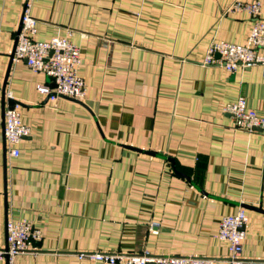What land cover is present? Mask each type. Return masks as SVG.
Returning <instances> with one entry per match:
<instances>
[{
    "label": "crops",
    "instance_id": "1",
    "mask_svg": "<svg viewBox=\"0 0 264 264\" xmlns=\"http://www.w3.org/2000/svg\"><path fill=\"white\" fill-rule=\"evenodd\" d=\"M236 1L261 3L264 20V0H0V249L9 222L42 235L0 264L143 251L228 264L220 223L240 209L242 258L264 263V131L225 112L244 99L264 117L263 71L204 64L216 43L249 45L255 19L229 12ZM26 7L34 40L80 49L84 101L52 102L39 87L54 81L11 58ZM12 103L31 131L19 157L5 136Z\"/></svg>",
    "mask_w": 264,
    "mask_h": 264
},
{
    "label": "built area",
    "instance_id": "2",
    "mask_svg": "<svg viewBox=\"0 0 264 264\" xmlns=\"http://www.w3.org/2000/svg\"><path fill=\"white\" fill-rule=\"evenodd\" d=\"M231 11H246L254 19L249 37V45H234L220 42L212 45L205 59V65L223 66L230 73L239 68L261 67L264 77V20L261 19V3L244 4L236 1L229 8ZM37 20L28 7L25 8L21 25L16 35L15 59L25 60L29 69L35 73H43L52 78L55 88L40 86L39 91L47 95L52 102L66 97L79 102L86 98V84L79 75L81 65L80 49L68 38L55 37L50 41H36ZM13 100L12 97H9ZM21 105L10 104L5 110V136L9 153L13 157L20 156L19 144L30 136L29 127L22 121ZM225 112L233 117L238 130L255 132L264 131V117L249 110L244 99L226 107ZM246 210L240 209L236 214L226 216L220 223L219 239L229 244L228 264H245L242 254L248 224ZM160 225L151 227L157 233ZM42 235L30 223L9 222L7 225V247L0 249V262L9 260L20 254L29 253L31 240L41 241ZM81 259H91L107 264H217L220 259L209 257H177L160 256L147 251L141 253H86ZM264 264V263H263Z\"/></svg>",
    "mask_w": 264,
    "mask_h": 264
},
{
    "label": "water",
    "instance_id": "3",
    "mask_svg": "<svg viewBox=\"0 0 264 264\" xmlns=\"http://www.w3.org/2000/svg\"><path fill=\"white\" fill-rule=\"evenodd\" d=\"M11 58L12 59H14L15 58V52H14V54L11 56ZM52 79V78H51ZM53 80V79H52ZM55 88V87H54Z\"/></svg>",
    "mask_w": 264,
    "mask_h": 264
}]
</instances>
